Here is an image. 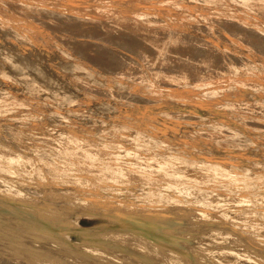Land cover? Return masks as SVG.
<instances>
[{
	"label": "bare ground",
	"instance_id": "6f19581e",
	"mask_svg": "<svg viewBox=\"0 0 264 264\" xmlns=\"http://www.w3.org/2000/svg\"><path fill=\"white\" fill-rule=\"evenodd\" d=\"M88 1L89 3L91 2L90 0H0V26L2 29L0 30V39L2 38L1 34L4 31L8 32L7 35H9V33L11 34L12 32H15L17 35L16 39L14 40L12 39V37L9 36L10 39H7L6 42L11 43L13 41H22V45L20 46L18 51L31 52L29 55H27L23 59V61H25V63L29 67H33L35 64L37 65L39 60L42 57L43 49L45 48L48 50L49 48H51L50 44H53L55 45L53 53L55 55H58L59 59L63 60V63L72 62L73 64L78 65L81 70H85V74H86L85 75V85L90 84V83H97L98 82L96 79L97 76L101 73H106L108 74L109 80L111 81L109 83L110 87H114L115 85H119L120 83H123L122 82L123 77L121 78V75H124V74L127 75L129 70L131 69L130 68L128 70V66L126 67L123 64V61L121 60V57H119V55L122 56L123 54L128 53L126 55V57L128 58H135V59L139 58L141 59V61H146L150 65L151 64L158 65V64H161V62H163L162 64H165L166 61L168 63V60H170L169 59L170 57L168 58L167 56V58H164V54L166 55L167 51L171 50L172 52L180 56L179 57L176 55L179 58H176L177 60L174 59V61L176 60L175 63L177 64L178 70L173 71L171 69L172 70L171 71L169 69L170 71H166V70L160 69L158 72H153L154 76L150 74L151 72L149 74L150 76H153V77H155V75L156 76L161 75L163 78H166L167 81L168 80L172 81V83L174 81L180 82V84L187 82L186 84H184L185 85L184 87L182 86L183 84L181 85L182 88L185 89L183 90L185 91L184 92L185 95L183 94L180 97V100L182 101L183 98L187 97L184 101L188 100L192 102V103L187 102V103H190L188 105L193 106V104L196 103L194 104V106L198 107L200 110L205 109V112L210 115L209 118H206V119H204L205 117L203 118L204 121L207 120V123L208 122H212V123L218 122L217 121L218 119L215 121V117H216L215 115L216 112L214 110L215 107L214 108L211 107L213 103L210 102L211 106L207 104L206 101L208 100L207 98L204 97L205 93L202 94L204 96H201V97H204L206 101L204 99L202 100L200 97L198 98L197 94L195 95V97L201 100H196L193 96H192V99H189L190 97L188 98V96H191V95H189L186 92H190V94L193 95V93H195L196 91L195 89H193L195 91L193 92L192 88L194 87V85L189 82V79L191 80L193 78L201 79L202 78L201 75L204 74L202 69H201V72L198 69L199 67V65H197L198 62H203V63L207 62V64L209 65L206 66V69H204V72L206 74L215 73L216 75V73H220L217 71L221 70V67L219 65L221 64V58L218 56L219 51H217L218 54H213L212 51L210 52V49L209 51L206 49L193 50V48L195 47L191 48V46L195 42L192 39H191L192 41L191 40L190 41L191 43L193 42V44L190 43L191 46L189 45L190 47H186L189 50L183 51L184 49H186L183 46H187L188 43L186 44L182 41L183 39H189L187 38L188 37L187 32L189 31L187 30L186 26L187 25L194 26V25L200 24V26L206 29L207 34L211 32L213 33L216 32V33H219L220 35L221 30H223V32L227 36L228 34H232L234 36L237 34L238 35L242 34L245 36L244 38L246 40H247L246 38L247 36L248 40L252 42V43H249L250 45L251 44L252 46L255 45L257 46L258 49L261 48L260 51L264 50V0H188L189 5L182 4L184 6L187 5L186 7L182 6L184 8L181 7V3H180L182 0H152L153 5L148 4V2L151 0H120V2L116 4L117 7H112L113 3L111 4L110 2L111 0H95L96 2L103 1L104 8H101L102 6L101 7L99 6L100 2L96 3L94 1L97 5L91 3L94 5L92 6L94 10L91 9L89 11H91L90 13H92V11L95 12V10L101 12L100 17H98L97 19L88 18V20L84 21L85 17L83 16L84 18H81L80 15L83 14L84 9L86 11V7L88 6H85V5ZM199 1H201V3H199ZM25 3L27 4L31 3L33 5H36V8H39L37 5L40 6V4L42 5L43 3V5L44 4H46V6L48 5L49 8L54 9V11L56 12L58 11L60 14L67 13L71 18L67 16V18L65 17V19L71 21L68 27L72 26L70 28L72 32H76V30L82 29V28L85 29V31H83L84 33L87 32L91 34L92 32H94L93 35L91 34L92 36L90 38H93V40L96 38L97 42L95 43L93 41V43H91L92 41L90 39H87V37H85L86 39H84V37L80 39L79 37L76 36L74 39H72L68 37L70 36L68 35L66 37H68L69 40H71L72 42L70 44H67V41L64 40L66 39V37L64 36L65 38L63 39V34L55 30V28L58 27L57 26L58 24L52 25L53 26V29H52V28L47 27L43 23L38 22L37 19H36L37 21L33 20L29 13H31L32 11L34 13L35 8L33 5L29 4V7L33 6L34 10L33 9L32 11L28 10L29 13H27L26 7L28 5L25 6L26 5ZM34 3H39V4H34ZM82 5L85 6L83 9L81 8ZM158 5L160 6L158 7ZM154 6H157L158 8L162 7V9L166 8V10L167 8H170V11H163V12L164 13L169 12L170 14H172L170 15L171 17L176 16L177 19L175 18L174 19L177 20L176 22L177 24H178L179 18L182 20L181 24L175 26V31L171 30L172 32H175L173 35H170V33L168 35H166L165 33L158 34V33H162V31L164 30V29L161 30L159 26H158L159 28L157 26H156L157 28H155L157 36L150 35L151 33L149 35L145 34L146 36L142 35L143 26L142 28H139V26L140 24H142V22L145 19H148V17L150 18V16L154 13L152 11L155 8ZM110 7L116 8L118 11L120 10V12H122V15L120 17L115 18L114 20L113 19L107 20L108 19L107 15L111 11L109 9ZM90 8L91 7L89 6L88 9ZM116 9H112V11L115 10L114 12L117 13ZM87 11L85 13H88ZM35 12H37V9ZM94 14H96V12ZM97 15L98 14H96V16L94 17H97ZM157 15L155 14L156 17H158L160 14L158 16ZM165 15L167 16L165 17L167 20V23H169L171 26V24L173 23V18H172V21H170L171 17L168 16L167 14ZM93 16H90V17H93ZM209 16H214L218 18L219 20H217L216 22L220 24V26L222 25L223 29L220 26H218L217 23L216 25H210V23L207 22L208 18H210V21H211L213 17H209ZM158 18L161 22L162 14ZM165 18L164 19L162 18V20H165ZM148 20H146L145 22H147ZM69 21H67L66 23H68ZM96 22H98V25L99 23L101 24V28H102L101 30H95L96 27L94 25ZM149 22L151 21L149 20ZM59 24H62V23H59ZM153 24L154 23H152V25L149 27L147 25H144V22H143L142 25H144L145 27L146 26L149 27L148 32H152V30H154V27H155L154 25H156V24L154 25ZM215 26L220 27L221 30H217L218 28ZM173 27L171 26V28ZM115 29H120V30L122 29L123 31H120V33H118L116 32L118 30H115ZM134 30L135 31L137 30L138 32H135ZM153 33L155 32L153 31ZM168 36L170 37L172 36V38ZM77 38L79 39L77 40ZM105 38L109 39L112 42V43L109 42L108 44L112 45L113 49L109 48L110 45L107 46V42L105 41ZM227 38L228 37H226V39ZM82 39H84L85 41H82ZM194 39L196 41V38ZM230 39H233V38H230ZM244 40L242 39V41ZM246 40L244 43H246ZM190 41H187V42H190ZM233 41L237 43L239 39L233 40ZM233 41L231 43H233ZM219 43L222 44V42H219ZM241 43L239 44L238 42L237 44L242 45L241 47H244L245 44L244 43L241 44ZM0 44L2 43L0 42ZM196 44L198 45V43ZM204 44L202 43L203 46H205ZM8 47L11 48V46H8ZM222 47L224 48L225 46L222 45ZM231 47L233 48L234 46H231ZM216 48H219V47L216 46ZM116 50L119 51V53H116L115 52ZM222 50L223 49H221V51ZM252 50L253 49H251V51ZM123 57L124 55L122 56V58ZM197 59L198 61L196 62ZM229 59L232 61L231 58ZM222 60H225V59H222ZM237 60L238 59H236V61ZM135 61L133 64L138 63L137 61L136 62ZM236 61H235V65H236ZM257 61L258 62L256 61L251 62L248 65L246 64L247 66L242 65L244 69L239 67L241 68L240 72L238 69L235 68L237 66H235L234 68H231L232 70L231 69L230 70L237 77L242 78V81H241V78L239 81L240 86L244 87L245 84L247 83L246 88L254 89L256 87L257 89H259L261 92L264 93V59H259ZM227 64L229 65V63ZM259 66L263 68L262 71L257 70L258 69L257 67ZM152 67L154 66L152 65L151 68ZM173 68L175 69L176 66ZM245 68L247 71H245ZM230 70L229 72H231ZM131 71L133 70L131 69ZM2 72H3L2 68L0 67V74H3ZM222 75H225V74H222ZM230 75H233V74H230ZM236 76L235 78L238 79ZM64 77L66 78V76ZM68 78L71 79V76H69ZM124 79H127V78H124ZM63 80L65 79L63 78ZM150 80L152 81L153 78ZM212 80H213V76H212ZM217 80L218 81L213 80L212 82H210L209 80H206L205 82L208 81L210 82V84L203 85V88L211 89L213 92L212 95L215 94L216 98L218 95L220 96V93H221L220 91L223 90L224 83L225 82L227 83L228 79L227 80L224 79L225 82L224 81L221 82L219 81V79ZM155 81H157V78ZM83 83L84 82H82V84ZM151 83H148L149 85L147 84L148 93L150 96H152L151 99L156 101L155 98H158V97L164 98V96L167 95V93L165 92L166 90H163L165 86L167 85H165L164 87L162 86L163 87L162 88L159 85L160 83H158L159 87L156 84L153 85ZM202 83H201V86H202ZM234 83L236 82L234 81ZM239 85H237V87ZM30 86L35 89L41 87L36 83L31 84ZM207 86H210V87H207ZM169 88L171 87L168 86L167 89ZM174 88H176L175 90H177V87H174ZM224 88H226V86ZM168 92H171V91H168ZM175 92L176 91H174L173 94ZM177 92L179 91L177 90ZM182 93L183 92H181V94ZM196 93H198V91ZM217 93L219 94L216 95ZM210 94L211 93L209 92V95ZM170 95H172V93ZM215 96H212V97H215ZM122 97L124 96L122 95ZM132 97L134 99H142L143 101L144 99L145 100L147 99L145 97L143 98L142 97L135 98L134 96ZM261 100L262 99L257 100L256 98L255 100L249 101V104H251L250 110L252 107H255V105L257 104L260 105L261 107H264V101H261ZM160 101H158L157 99V102H160ZM165 101L167 103L169 99L163 100L162 103L163 102L165 103ZM178 103L180 104V102ZM244 103L245 102H243L242 105ZM26 104H27V101H24V100L21 101L18 98L12 95H9V94L0 96V112L5 110V107L9 106V110L6 108L7 111H10V109H12L17 114L23 115V113L25 112H19L17 108L20 107L21 105H26ZM151 104L153 103L151 102ZM146 105H148V103ZM236 105L238 104H233L232 107L230 105L231 109ZM36 106L38 107V105ZM156 107L157 106L153 107L152 105L149 107V109L154 110L156 109ZM185 108L187 107L185 106ZM12 110L10 112H12ZM31 110L28 109V111L25 113V116H24L25 118L28 119L29 117L34 116L35 114V113L33 114L34 110L32 111ZM200 112H204V111L202 110ZM170 113L171 112L169 111V114ZM2 114H5V113H2ZM249 114L250 113H247V116ZM174 115L172 114V116ZM64 121L71 122V120H64ZM134 123L132 122L123 123L122 121L121 126H117V124L114 123V125L117 126L115 129L117 131H120V133L118 134L121 137V139L116 141L114 144L106 143V142L98 143L86 137L85 138L58 137L57 146L60 148V150L57 149L59 151L57 155L59 156V158H56L53 160L56 164V160L61 159L62 163H64L66 166L64 167V170L66 171L67 174H66V177L59 176L56 179L49 177L42 170H40L38 174L36 175L35 168L33 165L34 163L32 162L33 160L27 158L24 155L26 151L22 146L15 147L10 144L2 143L0 141V245L2 244V246L6 248V249H0V264H251V262H254L255 264L257 263L264 264V247H262L264 245L263 244L259 245L256 242V241L259 242L260 240L262 242V239H264V236L261 237V239L258 238V240H256L259 235L255 234V236L257 237L253 239L250 233L249 234L245 233L247 234V236L250 235L253 240L247 239L239 234L238 232L239 230L238 231L236 230L235 233L233 231H230L228 229L230 225H225V222H222L221 226L218 225L215 227L207 228L209 229L207 230V232L208 231L209 232L207 233L205 237L198 236L199 231L195 232L190 229V225H193L192 221L195 218L202 217L203 219L206 217H211L210 212L212 213L214 212L213 214L216 217H213V218L215 219H218L220 217H223V218L228 217V215L231 213L230 211L232 209L231 206H235L240 210L239 213H241L242 215L239 214V216L241 215V217H237V218L239 220L241 219L242 227L248 226L249 223L252 224V222L249 221L250 219L249 217H252L251 215L254 212L247 213L245 210L246 208H249V207L256 209V212L257 211L260 212L259 214L262 215V217L260 216V218H263L264 220V168L260 170H256L244 162L241 163V161H239L240 162L239 164L232 165L231 163L217 161V160L202 161L203 160L202 159L200 161L199 159L197 160V158L195 160V158L194 159L189 158L181 152L180 144L177 145L178 143L177 144L173 143L174 145H176V147H173L170 144L171 142L168 143L169 140L167 141V143H165L166 141H164V143L162 142L164 146H161L159 149L156 148L157 149L156 151L144 153L146 148L150 144H152L150 142H157L158 137L152 133H151L152 135L149 134L150 131L148 132L146 129H144L140 123H137V122H134ZM148 123H150V125L153 127L158 126L154 121H150ZM220 123L221 122H218V124ZM34 125L35 123H32V127ZM221 125L223 126V123H221ZM36 128H38V130L39 129L44 130V128L47 129V131L49 130V128L44 125H40ZM220 128H223V127H220ZM220 131L221 130H219V132ZM59 133H64V132H59ZM105 137H108V136H105ZM25 140L30 141L27 139ZM34 144H35V147L34 145L32 147L35 149H40L43 147L42 146L43 144L41 145L40 143H37V142ZM128 144H131L133 147V151L131 152L129 151L132 158L128 161H125L123 158L120 157V153L118 154V152H121L123 148H127L126 146ZM54 145H56V141ZM157 145L158 144H156V146ZM152 146L154 145H151V147ZM185 146L187 147L189 145L187 144ZM108 148L110 149L115 148L114 150L116 151L109 150ZM129 148L131 149V147ZM194 150H197V149H194ZM53 166L57 171L63 170V167L61 165L56 164ZM90 173L92 174L93 178L96 179L95 182L97 185L103 186V187L104 186L117 187L120 184V186L123 185L126 187V191H134V187H132L130 184L131 182L134 183L135 180L136 181L138 180V182L141 181L143 183V187H145L147 191V196L145 197V199L147 200L146 202H151L149 204H152L154 200L155 203L157 204L156 206L159 211L166 212L170 210L172 211L174 208H178L176 210V213L179 214V216L172 215L173 217L170 219L159 218L161 222L157 220L154 221L151 218L144 219L141 221L142 225L138 224L137 226L132 227L130 231L99 230L92 234L93 236L91 239L92 240L91 244L85 243L82 245H77V244L70 243L62 235L58 234L54 230L53 225H55L56 223H61V224L67 223L66 219L63 218L64 216L63 213L61 214L60 213L61 211H58L57 209H55V207H51V208L44 207L43 210H39V209L37 210L35 208L34 210L35 212L31 215L30 214L29 215L20 214V212L14 208V206H17L14 204V201H26L27 196L24 194L22 190L18 189V186H20V184L27 185V186L32 185V187L33 186L42 187L44 185L46 187L47 185L49 186L58 185L59 186V184L65 185L64 181H67L68 179L69 181H73V182L75 181V183L76 182L79 183V185H81L80 187H85L87 184L92 183V181L89 180V176H87V175H91ZM254 188H257L256 195H253ZM25 193H29V192H25ZM48 193H49L50 198H55V199L63 198L68 201L74 202L75 204H72V207L78 204L79 202L86 201L88 209L97 210L99 212L102 211V213L103 211L107 209H112V210L115 209V210H118L119 212H125L131 209L134 210L136 208V204L137 205L139 204L137 202L133 204H129L128 200H126V198L122 196H115L114 198L108 197V198H105L104 200V199H98L97 197H96L97 199H93V197H90L89 194L86 195V197L81 196V194L72 195L68 193L67 191H62V192L58 191L56 193L52 191ZM168 196L170 197L167 198ZM151 206L152 205H147L146 207L148 208ZM69 208L71 207L65 208V211H68L66 209H69ZM69 215L66 216L67 219L69 218ZM253 217L255 218V215ZM102 218L104 217L102 216ZM232 221H235V219ZM237 221L238 220H236L235 222ZM235 222H232V223H235ZM177 223H180V224L177 225ZM236 224H239V223H236ZM231 225L234 226V224H231ZM256 225H260L258 227L260 228L263 227L261 229L264 230V221L262 223L263 226H261V224H255V226ZM141 227H143L144 229L143 228L141 229ZM242 227H235V228L239 229ZM258 227H255V228L258 229ZM145 228H151L153 231H161V232L167 233L171 237L178 239L179 242L174 241V240L171 241L170 239L171 237L169 238L167 237V235H163V234L161 235L159 232L151 233V230L147 231V229L145 230ZM249 229H252V228H249ZM250 231H253V229ZM254 231H257V230H254ZM194 232H195V236H197L196 237L197 239L193 241H189L190 234L191 233L193 234ZM257 232H261L262 235L264 234L263 233L264 231H257ZM210 233H217V235L219 236L218 240L219 241L221 240L222 242L224 241L226 244H223V246H219L218 248L213 247L212 245L203 244L205 242H203L201 239L202 238L208 239L209 237L208 234ZM254 233L255 232H252V235ZM261 233H258V234H261ZM232 236H234L233 237L235 238L234 240L237 241V243L235 244H238L235 247L227 246V243L229 245V242H230L228 240ZM230 240L232 241L233 239L231 238ZM239 244H241L242 246L240 247Z\"/></svg>",
	"mask_w": 264,
	"mask_h": 264
},
{
	"label": "rangeland",
	"instance_id": "374dc122",
	"mask_svg": "<svg viewBox=\"0 0 264 264\" xmlns=\"http://www.w3.org/2000/svg\"><path fill=\"white\" fill-rule=\"evenodd\" d=\"M90 1H91L90 3L88 1L86 3V5L84 4L85 6H88V7H86V11L88 10L87 11L88 13H85L86 11L84 9V12H83L84 15L83 14L80 15L81 18L85 17L84 21L88 20V18L97 19L98 17H100L101 12H99V11L95 10L96 14H98L97 17H94V16H96V14H94L95 12L92 11L94 16L92 13H90L91 11H89V10H91V9L94 10L92 8V6H94L93 4L100 2L99 6L100 7L102 6L101 8H104L103 1H99V2H96L95 0H93V1L90 0ZM114 1L113 0L110 1L111 4L113 3L112 7H117L116 4H118L120 2V0H114ZM184 1L187 3H185ZM152 2L153 1L151 0L148 2V4L153 5ZM91 3H93V4H91ZM180 3H181V7L184 6L182 4L189 5L188 0H182ZM199 3H201V1H199ZM25 4H26L25 6L28 5L26 7L27 13H29L28 10L32 11V9L34 10V8H35V11H36V9H37V12L34 11V13H33V11H32L31 13H29L33 20H35V21L38 20V22H41L44 25H46L47 27L52 28V29H53L52 25L58 24L57 26L60 28L57 27V28H55V30H57L58 32L63 34V39L66 36L70 35L68 37H70L72 39H74L76 36L79 37L80 39L82 37H84V39H86L85 37H87V39H90L92 41L91 43H93V41L95 43L97 42L96 38L94 40H93V38H90L94 34V32L91 33L92 35L90 33H87V32L84 33L83 31H85V29H83V28L76 30V32H72L70 29L72 26L68 27V25L71 23V21L65 19V17L67 18V16L70 17L67 13H66L67 15L65 13L60 14L58 11L56 12V11H54V9L49 8L48 5L47 6H46V4L43 5V3H42L43 6L41 4H40V6L37 5L41 9L36 8V5L29 3V4L34 6V8H33V6H30L31 7V9H30L29 4H27V3H25ZM34 4H39V3H34ZM85 6L82 5L81 8L83 9ZM89 6L91 7L90 9H88ZM159 6L160 5H158V7ZM186 6H184V7H186ZM47 7H48V9H47ZM112 7L109 8L111 11L107 15V17H108L107 20H111V19L114 20L115 18L120 17L122 15V12H120V10L118 11L116 8H112ZM154 7L155 8L152 11L156 15L162 14L163 19L165 17H167L165 14H167L168 16L172 15L169 12H166V13L163 12V11H170V8H167V10H166V8L162 9V7H160V8H158L157 6H154ZM156 7H157V9H156ZM184 7H182V8H184ZM111 8L116 9L117 13L114 12L115 10L112 11ZM42 11H44V12H42ZM159 11H161V12H159ZM35 13H37V14H35ZM49 13H50V15H49ZM154 13L150 16V18L148 17V19L151 22H149L148 19H145L143 21L144 25H147L149 27L152 25V23L156 24V25L153 24L155 27H154V30H152V32H148L149 27H147V26L145 27L144 25H142L143 22L139 26V28H142V26H143V28H142L143 29V31H142L143 36L149 35L150 33H151L150 35L157 36L155 28H157L158 26L161 28V30L164 29L162 31V33H158V34L165 33L166 35H168L170 33V35H173L175 32H172V31L173 30L175 31V26L182 23V20L178 16H177L179 18L178 24L176 23L177 20H175V19H177L176 16L175 17L170 16L171 17L170 21H172V18H173V23L171 24V26L172 27L174 26L173 28H171L170 24L167 23L166 18H165V20H162V18H161V22H160V20L158 18V17H160V15L159 16L157 15L158 17H156ZM33 14H34V16H33ZM38 15H40V16H38ZM85 15H87V16H85ZM89 15L93 16V17H90ZM113 16H115V17H113ZM209 17H213V19H212L213 21L212 20L210 21V18H208L207 22L210 23V25H216V23H217L216 21L219 19L214 17V16H209ZM55 18H57V19H55ZM214 19H216V20H214ZM146 20H148V21L145 22ZM67 21H69V22L66 23ZM155 21H156V23H155ZM59 23H62V24H59ZM217 25L220 26V24H218V23H217ZM94 26L96 27V28L94 27L95 30H101L102 29L101 24L99 23V25H98V22H96ZM218 26H215L218 28L217 30H221V28L223 29L222 25L220 26L221 28ZM162 27H164V28H162ZM166 28L169 29L170 32ZM186 28L189 31V32H187L188 37L185 34L184 35L189 39H183L182 42H184L186 44L188 43L187 46H183L184 48L190 47L191 44H193V42L191 43V41L193 40L195 42L191 46V48L195 47V48H193V50H195V49H206L209 51V49H210V52L212 51L213 54L219 53L218 56L221 58V64H219L221 67V70L217 71V72H220L221 74L216 73L217 77H216L215 73L206 74L204 72V69H206V66L209 65V64H207V62H204V63L198 62L197 63V65H199L198 69L200 70V72L202 69L204 74L201 75V77H202L201 79L200 78H193L192 80L189 79V82L194 85L192 90L195 89V91L196 92L198 91V93H196L193 90V92H195V93H193V95L190 94V92H186V93H188L191 96H188L187 94L186 95L188 96V98L190 97L189 99H192V96H193L196 100H201V99L203 100L204 99L206 101L205 98H207L208 101H206V102H207V104H209V106H211V103H213L211 107H213V108L215 107L214 108V110L216 112L215 113V115H216L215 121L218 119L217 121L223 123V126L221 125V123L218 124V122L217 123L216 122H214V123L208 122L207 123V120L204 121V119L209 118L210 115L205 112V109H202L204 112H200L202 110H200L198 107L194 106V104H196V103H194L193 106L188 105L192 102L188 101V100L184 101L187 97L183 98L182 101L180 100V97L185 92V91H183L185 89H183L182 86L184 87L185 86L184 84H186L187 82L180 84V82L174 81L172 83V81H169V80L167 81V79L163 78L161 75H157V76L155 75V77H153L154 76L153 72H158L160 69H163L166 71H170L171 69L173 71L178 70L177 64L175 63V61L177 60L176 58H179L180 56L178 54L172 52L171 50L167 51L168 55H167V53H166V55L164 54V58H167V56H168V58L170 57L169 58L170 60H168V63L166 61L167 65H166V63L162 64L163 62H161V64H158V65L157 64H151L150 65L146 61H141V59H139V58L135 59V58L126 57V55L128 53L123 54L124 59L122 58L123 55L122 56L119 55V57H121V60L123 61V64L126 67L128 66V70L130 68L133 70V71H131V69H130L129 70L130 73L128 72L127 75L126 74L121 75V78L123 77L122 78L123 83H120L119 85H115L114 87H110L109 83L111 81L109 80L108 74L101 73L96 78L98 81L97 83H90V84L85 85V75H86L85 70H81L78 65H75L72 62L67 61L68 63H63V60L59 59L58 55H55L53 53L55 45L50 44L51 48H49L48 50L44 48L42 51V57L39 60L38 64L37 65L35 64L33 67H29L25 63V61H23V59L27 55H29L31 52H27V51L20 52V51H18L20 46L22 45V41H13L11 43H7L6 42L7 39H10V37H12V39L15 40L17 35L15 32H12L11 34L9 33V35H7L8 32L4 31L1 34L2 38L0 39V42L2 43V44H0V67L2 68V71H3L2 72L3 74H0V96L9 94V95H12V96L18 98L21 101L22 100L27 101L26 105H21L20 107L17 108V110L19 112H25L26 113L28 111V109H30V110L32 109V110H34L33 114L34 113L35 114H34V116H31L27 119L24 117L25 113H23V115H20V114H17L12 109H10V111L12 110V112L7 111L6 108L9 110V106L5 107V110L0 112V116H1L0 117V141L2 143L10 144V145L15 146V147L22 146L26 151L24 153V155L27 158L33 160L32 162L34 163L33 165L35 168V174L36 175L38 174V172L40 170H42L49 177L56 179L59 176L66 177V174H67L66 171L64 170V167H66V166L64 163H62L61 159L56 160V164L61 165L63 167V170L57 171L53 166V165H56L53 159L59 158V156L57 155L59 153V151L57 149L60 150V148L57 146L58 137H79V138H85L86 137V138L93 140L95 142H98V143L106 142V143L114 144L116 141L121 139V137L118 134V133H120V131H117L115 128L117 126H121L122 121H123V123L137 122V123H140L141 126L144 129H146L148 132L150 131L149 134L152 133L158 137L157 142H150L152 144H150L147 147L148 149L146 148L144 153L156 151L161 146H164L163 145L164 141H166L165 143H167V141L169 140L168 143L171 142L170 144L173 147H176V145H174V144H177V143H178L177 145L180 144L181 145L180 146L181 152L189 158H193V159L195 158V160H196V158H197V160L199 159L200 161L202 159H203L202 161H204V160H206V161L217 160V161L228 162V163H231L232 165L233 164H235V165L239 164L240 163L239 161H241V163L244 162L256 170H260V169L264 168V112H263L264 107H261L260 105L257 104V105H255V107H252L250 110L251 104H249V101L255 100L256 98H257V100L262 99L261 101H264V99H263L264 93L261 92L256 87L255 88L253 87L254 89L246 88L247 83L245 84L244 87L240 86L239 81H240L241 77H237L231 71L232 70L231 68H234L235 66H237L235 68L238 69L240 72L241 68L244 69V67H242V65L245 66L246 64L248 65L251 62H255V61L258 62L257 60H259V59H264V50L260 51L261 48L258 49L257 46H255V45L252 46V44L250 45L249 43H252V42H250V40H248L247 36H246V38H247V40H246L244 38L245 36L242 34L241 35L237 34L235 36L232 34H228V36H227L223 32V30H221L222 36H221V34L219 35V33H216V32L215 33L211 32L212 34L211 33L207 34L206 29H204L202 26H200V24L194 25V26L187 25ZM193 29H195L196 31ZM197 29H198V31H197ZM203 29H204V31H203ZM0 30H2L1 26H0ZM115 30H118V31H116L118 33H120V31H123L122 29L121 30L115 29ZM68 31H70V32H68ZM153 31L155 33H153ZM135 32H138V31L136 30ZM65 33H67V34H65ZM68 37H66V39H64V40L67 41V44H70L72 41L69 40ZM168 37H170V36H168ZM226 37H228V38L226 39ZM236 37H238V38H236ZM79 38H77V40ZM170 38H172V36ZM194 38H196V41ZM230 38H233V39H230ZM84 39H82V41H85ZM205 39H207V40H205ZM238 39H239V41H237V43L239 42V44L241 43L242 39L243 40L245 39L246 43H244L245 42V40H244V41H242L241 44L244 43L245 46L246 45H248V46L245 47L243 45L244 47H241L242 45H239L235 41H233V40H238ZM105 41L107 42V46H109L110 44H108V43L111 41L107 38H105ZM187 41H190V42H187ZM198 41H200V42H198ZM232 41L234 44L231 43ZM219 42H222V44ZM196 43H198V45ZM202 43L203 44L205 43L204 44L205 46H203ZM206 43L208 46L206 45ZM236 44H237V46H236ZM222 45H224L226 47V49H225V47L223 48ZM238 45H239V47H238ZM8 46H11V48H9ZM216 46L219 48H216ZM231 46H234L233 48L235 51L233 50V48ZM109 48L113 49V46L110 45ZM109 48H107V49H109ZM221 49H223L225 52L223 50L221 51ZM230 49H232V50H230ZM251 49H253V50L251 51ZM185 50L188 51L189 49L186 48L183 51H185ZM217 51H219V52L217 53ZM229 51H230V53H229ZM232 51H234L235 53ZM115 52L119 53V51H117V50ZM237 52H238V54H237ZM240 52H241V54H240ZM222 53H224V54H222ZM259 54H261V55H259ZM174 55L175 56L177 55L179 57H177V56L175 57ZM228 55H229V57H228ZM251 56H253V57H251ZM261 56H263V57H261ZM125 58H126V60H125ZM229 58H231L232 61ZM235 58L238 60L236 61ZM174 59H176V60L174 61ZM222 59H225L226 61L222 60ZM250 59H251V61H250ZM135 60L138 63L133 64ZM172 60L174 61V63ZM197 61H198V59L196 60V62ZM235 61H236V65H235ZM237 62L239 64V66H238ZM227 63H229V65ZM152 65L154 67L151 68ZM166 66H168V67H166ZM175 66L177 69L173 68ZM239 67H241V68H239ZM148 68H150V69H148ZM257 68H258L257 69L258 71H262V69H263L261 66H259ZM151 69L152 70L155 69V70L152 71ZM229 70L231 72H229ZM226 71H227V73L228 72L229 73L227 74ZM245 71H247L246 68H245ZM149 73L153 76H150ZM222 74H225L227 76L222 75ZM230 74H233V75H230ZM64 76H66V78ZM69 76H71V79L68 78ZM148 76H149V78H148ZM212 76H213L214 81H218L217 79H219V81L225 82V80L228 79L227 83L226 82L224 83V87L226 86L227 90H226V88L223 87V90L220 91L221 92L220 96L218 95L219 93L216 94V95H218L217 98H216L215 94L212 95L213 92L211 89L203 88V85L210 84V82L213 81ZM235 76L239 80L236 79ZM206 77H207V79H206ZM63 78L65 80H63ZM124 78H127V79H124ZM152 78H153V80L151 81L150 79H152ZM156 78H157V81H159V82L155 81ZM206 80H209L210 82H208V81L205 82ZM146 81H147V83H146ZM234 81L236 83H234ZM241 81H242V78H241ZM82 82H84V83L82 84ZM34 83L38 84L41 87H39L37 89L32 88L30 85L34 84ZM148 83H151L153 85L156 84L158 87H159V85L161 87L162 86L164 87L165 85H167V86H165V88L163 90H166L165 92L167 93L166 96L168 98L166 96H164V98L163 97H158V98L153 97V98H155L156 101L151 99L152 96H150L148 93V87H147ZM158 83H160V84L158 85ZM201 83H202V86H201ZM235 84H236V86H235ZM237 85H239V86L237 87ZM85 86H87V87H85ZM168 86L171 88L167 89ZM178 86L181 88H179ZM174 87H177V90L179 92H177V90H175L176 88H174ZM207 87H210V86H207ZM231 87H233V88H231ZM234 87H236V88H234ZM228 89H230V90H228ZM232 89H234V90H232ZM31 90H33V91H31ZM200 90H201V92H200ZM231 90H232V92H231ZM238 90H240V91H238ZM254 90H255V92H254ZM110 91H112V92H110ZM168 91H171V92H168ZM174 91H176V92L173 94ZM180 91L183 93L181 94ZM248 91H250V92H248ZM32 92H34V93H32ZM209 92L211 93L210 95H209ZM260 92H261V94H260ZM88 93H90V94H88ZM171 93H172V95H170ZM236 93H237V95H236ZM250 93H252V94H250ZM196 94H197V97L198 98L200 97L201 99H198L197 97H195ZM202 94H204L205 96ZM122 95L124 97H122ZM258 95H260V96H258ZM132 96H134L135 98L136 97L137 98L138 97H142V98L145 97V98H147L146 99L147 101L145 99H144V101L142 99H134ZM201 96H204L205 98L201 97ZM212 96H215V97H212ZM177 97H179V98H177ZM157 99H158V101H160V100L161 101L157 102ZM166 99H169V101H167V103H166V101H165V103L164 102L162 103V101L166 100ZM174 100H176V101H174ZM139 101H141V102H139ZM151 102L153 104H151ZM178 102H180V104ZM187 102H190V103H187ZM243 102H245V103L242 105ZM145 103L146 104L148 103V105H146ZM39 104H41V105H39ZM156 104H158V105H156ZM233 104H238V105L234 106L231 109ZM36 105H38V107ZM152 105H153V107L157 106L158 108L156 107V109H154V110L149 109V107ZM230 105H231V107H230ZM40 106H41V108H40ZM175 106H177V107H175ZM182 106H184V107H182ZM185 106L187 108H185ZM219 106H220V108H219ZM245 106H246V108H245ZM10 107H12V106H10ZM36 108H38V109H36ZM179 110L180 111L182 110V111L180 112ZM169 111L171 112L170 114H169ZM177 111L179 114L177 113ZM2 113H5L7 115L2 114ZM167 113H168V115H167ZM204 113H206V114H204ZM218 113H219V115H218ZM247 113H250V114L247 116ZM172 114L173 115L177 114V115L175 117V115L172 116ZM163 116H165V117H163ZM217 117H219V118H217ZM176 118L179 120H177ZM183 118H185V119H183ZM193 118H194V120H193ZM64 120H71V122H69V121L67 122ZM150 121H154L158 126H156V127L151 126L150 123H148ZM32 123H35L34 126L37 125L36 127H38L40 125H44V126L48 127L49 130L51 129L53 131H51V130L47 131V129H45V128H44V130L43 129L38 130V128H36L34 126H33L34 128L32 127ZM114 123L117 124V126L114 125ZM216 124H218V125H216ZM224 125H226V126H224ZM220 127H223V128H220ZM20 128H22V129H20ZM76 128H78V129H76ZM219 130H221V131L219 132ZM59 132H64V133H59ZM102 133H103V135H102ZM210 135H211V137H210ZM105 136H108V137H105ZM104 138H106V139H104ZM22 139H24V140L27 139L30 141L25 140V142H24V140H22ZM109 139H111V140H109ZM162 139H164V140H162ZM55 141H56V145H54ZM174 141L175 142L177 141V142L175 143ZM36 142L40 143L41 145L43 144L42 145L43 147L40 149L33 148L32 146L34 145V147H35L34 143H36ZM181 142L184 144L186 142L185 145L188 144L189 146L186 147ZM155 143L158 145L156 146ZM28 144H30V145H28ZM151 145H154V146L151 147ZM126 147L127 148H123L121 152H118V154L120 153V157L123 158L125 161H128L132 158V156L130 155V152L133 151V147L131 144H128ZM129 147H131V149ZM108 149L114 150L115 148H113V149L108 148ZM194 149H197V150H194ZM114 151H116V150H114ZM186 151H187V153H186ZM128 154H129V156H128ZM87 176H89V180L92 181V183L87 184L88 186L86 185L85 187H80L81 185H79V183H77V182L75 183V181L74 182L69 181L68 179H67V181H64L65 185L59 184V186L58 185H52V186L47 185V187H46L44 185L42 187H36V186L32 187V185L27 186V185H21L20 184V186H18V189L22 190L28 198L26 197V201H14V204L17 205V206H14V208L16 210H18L20 212V214H25V215L30 214L31 215L35 212L34 211L35 208L37 210L38 209L43 210L44 207L45 208L55 207V209H57L58 211H61L60 212L61 214L63 213V215H64L63 218L66 219V222L68 224L67 223H65V224L64 223L63 224L56 223L55 225H53L54 230L58 234L62 235L70 243L77 244V245H82L85 243L91 244L92 243L91 239L93 236L92 234L96 231H99V230H106V231L125 230V231H130L132 227L137 226L138 224L142 225L141 221L144 219L151 218L154 221H156V220L160 221L159 218L170 219L173 217L172 215L179 216V214L176 213V210L178 208H174L173 210H175V211H173V210L172 211L171 210L166 211V212L165 211H159L157 206H156L157 204L155 203L154 200H153L152 204H149L151 202H146L147 200L145 199V197L147 196V191H146L145 187H143V183L141 181L138 182V180L137 181L135 180L138 183L137 184L134 181L135 185L133 182H131L130 184L132 187H134V191H126V187L123 185L120 186V184L117 187L99 186L96 184V182H95L96 179L93 178L92 174L87 175ZM71 183H73V184H71ZM52 191H54L55 193L58 191H60V192L67 191L68 193H70L72 195H75V194L80 195L81 194V196H85V197H86V195L89 194V196L93 197V199L98 198V199H104V200H105V198H108V197L114 198L115 196H122V197H125L126 200H128L129 204H133V203L137 202L140 205L136 204V208L134 210L131 209V210L125 211V212H119L118 210H115V209H113V210L107 209V210L103 211V213H102V211L99 212L97 210L88 209L86 201L79 202L81 204L78 203L72 207V204H75L74 202L68 201V200L63 199V198L62 199L61 198H59V199L50 198L48 192H52ZM25 192H29V193H25ZM42 193H43V195H42ZM256 193H257V188H254L253 189V195H256ZM31 194H33V195H31ZM29 195H30V197H29ZM169 197L170 196H168L167 198H169ZM40 200H42V201H40ZM45 202H47V203H45ZM43 205H45V206H43ZM147 205H152V206L147 208L146 207ZM67 207H71V208L66 209L68 211H65V208H67ZM86 208H87V210H86ZM231 208H232L230 210L231 213L228 215V217H225V218L220 217L218 219H215V218H213V217H216L213 214L214 212L212 213L210 211L209 212L211 213V215H210L211 217H206L203 219H202V217L195 218L192 221L193 225H190V229L195 231V232L199 231L198 236L205 237L207 235V233L209 232V231L207 232V230H209L207 228L215 227L218 225L221 226V223L225 222V225H230V227H228V229L230 231H233L235 233L236 230L237 231L239 230L238 231L239 234L241 236L247 238V239H250V240L255 239L257 237V236H255V234H257L259 236L261 235L260 237L258 236L256 240H258V238L261 239V237L264 236V234L262 235L261 232H257V231H264L261 229L263 227H261V228L258 227L260 225L255 226V224H261V226H263L262 223L264 220H263V218H260V216L262 217V215L259 214L260 212H258V211L256 212V209H254L252 207L246 208L245 210L247 213H253V212L254 213L252 215L250 214L252 217H249L250 218L249 221L252 222V224L249 223L248 226H246L247 228L244 226H243L244 227L243 228L241 225L242 224L241 219L239 220L237 218V217H241V215H242L241 213H239L240 210L235 206H231ZM142 210H143V212H142ZM64 213H66V214H64ZM69 213H70V215H69ZM67 214L69 215L68 219L66 217V216H68ZM239 214H241V215L239 216ZM254 215H255V218L253 217ZM257 215H258V217H257ZM102 216L104 218H102ZM233 217H234L235 221L236 220H238V221L237 222L232 221V220H234ZM229 220L231 221V223ZM232 222H235V223H232ZM236 223H239V224H236ZM253 223H254V225H253ZM179 224L180 223H177V225H179ZM231 224H234L235 227H242V228L236 229ZM255 227H258V229H260V230H258ZM142 228L143 227H141V229ZM249 228H252L253 231H250L252 229H249ZM146 229H147V231L151 230V233L152 232H154V233L159 232L161 235L163 234V235H167V237H169V238L171 237L169 234L161 232V231H153L151 228H145V230ZM254 230H257V231H254ZM200 231H201V233H200ZM195 232L193 234L192 233L190 234L189 241H193V240L197 239L196 238L197 236H195ZM242 232L244 234L250 233V235L253 237V239L250 235H248V236H247V234L244 235ZM252 232H255V233L252 235ZM258 233H261V234H258ZM200 234H202V235H200ZM208 236H209L208 239H206V238L201 239L203 242H205V243H203L201 241L203 244L212 245L213 247H217V248L219 246H223V244H226L224 241L222 242L221 240L220 241L218 240L219 236L217 235V233H210V234H208ZM233 237L234 236L231 237L233 239L232 241L230 240L231 238L228 240L230 242H229V245L227 243V246L235 247L236 245H238V244H235V243H237V241L234 240L235 238H233ZM112 239H114V238H112ZM118 239H120V238H118ZM170 239H171V241L174 240V241L179 242V240L176 238L171 237ZM209 239H210V241H209ZM223 240H225V239H223ZM263 240L264 239H262V242H261V240L259 242L258 241H256V242L259 245L260 244L264 245ZM210 242H211V244H210ZM239 246L241 247L242 245L239 244ZM1 247H3L2 244L0 245V249H6L4 247L3 248H1ZM262 247H264V246H262ZM253 263L254 262H251V264H253Z\"/></svg>",
	"mask_w": 264,
	"mask_h": 264
}]
</instances>
